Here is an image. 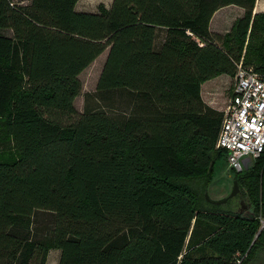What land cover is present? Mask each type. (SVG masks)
Masks as SVG:
<instances>
[{"label":"trees","instance_id":"1","mask_svg":"<svg viewBox=\"0 0 264 264\" xmlns=\"http://www.w3.org/2000/svg\"><path fill=\"white\" fill-rule=\"evenodd\" d=\"M79 1L0 0V264L264 263V154L207 200L225 113L201 93L250 66L257 0ZM228 6L243 17L211 32Z\"/></svg>","mask_w":264,"mask_h":264},{"label":"built area","instance_id":"2","mask_svg":"<svg viewBox=\"0 0 264 264\" xmlns=\"http://www.w3.org/2000/svg\"><path fill=\"white\" fill-rule=\"evenodd\" d=\"M235 86L217 140L230 170L243 172L264 154V69L237 64ZM264 229V219H262Z\"/></svg>","mask_w":264,"mask_h":264},{"label":"rangeland","instance_id":"3","mask_svg":"<svg viewBox=\"0 0 264 264\" xmlns=\"http://www.w3.org/2000/svg\"><path fill=\"white\" fill-rule=\"evenodd\" d=\"M20 1L21 0H15V2H20ZM112 1L113 0H88V3H90L88 7H91V4H92L93 6H95V8L97 7L95 9L97 12L100 4L111 7ZM224 13L231 15V17L227 19L228 21H230L234 17L236 10L233 8L226 9L224 10L223 13L219 15V17L224 15ZM257 23H261V22H259L258 20ZM261 25L262 26L264 25L263 21ZM261 25H257V26L254 25V29L252 31L253 33H252V37L250 41L249 39H247V41L250 42V47L252 46L249 52V58L253 60H256V57L258 58L257 48L264 44V27L261 28L260 27ZM220 27L221 26L217 24L215 25L214 28L217 30H220ZM229 29L230 28H228V31ZM257 34L260 35V37L256 38ZM106 57H107V54H103L97 61H95L90 67H88L79 77L83 84V91H82V94L76 99L75 107L80 112L84 110L85 95L89 93H94L96 91L97 84H98L100 75L102 73L104 63L106 61L105 60ZM234 86H235V79L231 81L228 80V82H225V84L222 86L219 92H215L214 99H211V98L210 100L208 98L207 99L210 101V103L213 104L214 107L225 109L232 96ZM248 168H250V166H248L245 169V171L248 170ZM237 179H238L237 173H233L230 170L227 158L226 156H223L216 164L214 171H213L212 180L207 188V194L209 195L210 199L214 202H221L229 198L231 193L233 192L234 183ZM245 211H247V214H250L249 209H246ZM60 254H61L60 251L52 250L49 254L47 264H58ZM259 264H264V263H259Z\"/></svg>","mask_w":264,"mask_h":264},{"label":"crops","instance_id":"4","mask_svg":"<svg viewBox=\"0 0 264 264\" xmlns=\"http://www.w3.org/2000/svg\"><path fill=\"white\" fill-rule=\"evenodd\" d=\"M89 5H90V3H88V0H80L78 2L77 6H76V9H77V11H80V12H93V11L96 12L95 9L97 7L95 8V6H93L92 4H91V7H88ZM105 7L107 9L110 8L108 6H105ZM232 8L236 10V13H235L234 17L230 21L227 20L229 17H231V15H229V14L224 13V15H222V16L219 17V15L224 12V10H226V9H232ZM244 13H245L244 9H242V8H240L238 6H228V7H225L223 9H220L218 12L215 13V15L212 18V21L210 23V31L213 32V33L221 34V35H225V34L229 33L232 30L235 22H237V20H239L240 18H242L243 15H244ZM263 13H264V0H257L256 1V5H255V9H254L253 16H256L258 14H263ZM217 24H219L221 26L220 27V30H217V29L214 28L215 25H217ZM260 27H259V29H260ZM228 28H230L229 31H228ZM252 31H253V27H252V24H251L250 30H249V36L248 37H250V33ZM258 37H260V35L257 34L256 35V38H258ZM104 54H107L108 55L107 52L104 53ZM106 59H107V57L105 58V60ZM241 62H243V61H241ZM252 63L255 66L256 64H258V61L257 60H249V65L250 66H252L251 65ZM233 79L234 78H232V77H230L228 75H222L220 77H217L215 79H212V80L207 81L206 83H204L202 85V88H201V93H202L203 100L208 105H210L211 107H213L214 109H217L219 111H223L224 112L227 107L225 109L224 108H216V107L213 106L212 103H210L209 100H210V98L211 99H214L215 98V96H214L215 95V92H219L220 89L222 88V86L225 84V82H228V80L231 81ZM208 93H210V94H208Z\"/></svg>","mask_w":264,"mask_h":264},{"label":"water","instance_id":"5","mask_svg":"<svg viewBox=\"0 0 264 264\" xmlns=\"http://www.w3.org/2000/svg\"><path fill=\"white\" fill-rule=\"evenodd\" d=\"M251 166H252V164H250V167H251ZM248 169H249V168H248ZM239 194H240V188H239V186H238V182L235 181L233 192L231 193L230 197L227 198V199H233V198H235L236 196H238ZM206 198H207V200H210V201H211V199H210V197H209L208 194H206ZM227 199L224 200V201H222V202H226ZM222 202H217V203H222ZM240 203H241V205H243V201H240Z\"/></svg>","mask_w":264,"mask_h":264},{"label":"flooded vegetation","instance_id":"6","mask_svg":"<svg viewBox=\"0 0 264 264\" xmlns=\"http://www.w3.org/2000/svg\"><path fill=\"white\" fill-rule=\"evenodd\" d=\"M239 201H242L241 198H239Z\"/></svg>","mask_w":264,"mask_h":264}]
</instances>
